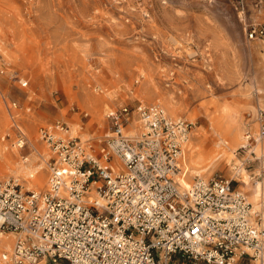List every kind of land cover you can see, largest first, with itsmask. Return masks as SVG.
Segmentation results:
<instances>
[{
	"label": "rangeland",
	"instance_id": "374dc122",
	"mask_svg": "<svg viewBox=\"0 0 264 264\" xmlns=\"http://www.w3.org/2000/svg\"><path fill=\"white\" fill-rule=\"evenodd\" d=\"M255 3L246 7L248 24L264 23V3L261 10ZM241 19L235 0H0V150H19L0 158V180L37 191L14 172L26 159L27 165H43L45 191L52 152L41 128L65 123L71 136L99 146L112 126L107 113L126 106L133 113L139 104L159 105L169 117L186 120L192 125L188 145L196 142V130L209 131L211 118L226 109L244 139L248 133L257 139L264 40H248ZM86 94L105 99L98 112L85 104ZM166 97L176 101L175 116ZM131 120L128 134L140 126L137 113ZM19 129L27 140L23 147L17 145ZM246 142L230 164H199L203 175L197 177H226L240 188L241 168L250 176L262 172L258 159L264 153L251 156L258 143ZM189 175L190 183L195 177ZM243 192L252 202L251 191Z\"/></svg>",
	"mask_w": 264,
	"mask_h": 264
},
{
	"label": "built area",
	"instance_id": "2783aa9c",
	"mask_svg": "<svg viewBox=\"0 0 264 264\" xmlns=\"http://www.w3.org/2000/svg\"><path fill=\"white\" fill-rule=\"evenodd\" d=\"M249 1L235 0L245 35L264 40V23L243 17ZM255 2L261 10L264 0ZM134 112L140 126L130 135ZM133 113L109 111L99 146L71 136L65 123L41 128L52 152L47 189L0 180V264H264V171L251 177L261 185L260 209L233 179L195 177L185 186L192 125L159 105ZM256 121L253 143L264 140L263 111Z\"/></svg>",
	"mask_w": 264,
	"mask_h": 264
},
{
	"label": "bare ground",
	"instance_id": "6f19581e",
	"mask_svg": "<svg viewBox=\"0 0 264 264\" xmlns=\"http://www.w3.org/2000/svg\"><path fill=\"white\" fill-rule=\"evenodd\" d=\"M104 100L105 99L102 98L91 97L87 94L84 97L85 104L92 110H95V112H98L100 108L104 105ZM174 101V99L168 97L164 99V105L166 106V109L168 110L169 114L172 116L176 115V106L174 104L176 101ZM235 120L236 119L234 115H232V113L228 111V109H226L225 111H222L218 116L211 118V125L209 131H207L206 133H201L199 129L196 130L198 133V138L196 139V142L195 140H192L189 145L187 144L188 148L186 147V151L192 158V162L190 164L187 163V156L185 157V160L183 162V171H186V174L184 178H180V182L182 184H184L185 186H188L190 184L186 179L188 173H190V177H197L203 175V171H200V169L197 168L199 164L205 163L209 167H217L223 161H225L226 164H230V162L234 158H236V152L238 151V149L245 148L248 146V142H246L247 138L245 137L244 139L242 135L240 123L236 122ZM136 125H138V123ZM136 125L134 127H136ZM134 130L136 132L139 129L137 130V128H133L130 130L129 134L133 135ZM137 133L138 132H136V134ZM212 142L215 143L212 144ZM31 143L34 146V144H36V140L31 139ZM253 150H251V156L252 153L255 154V152L260 154L264 153V140H262V142H258V144L255 145ZM18 151L19 150H13L12 153L9 154L6 153L5 150H0V158H2L3 160H8L12 158V155H17ZM25 160L18 162V164L14 168V172L17 175H22L24 177L29 178V189L37 191L44 189L46 185V178L44 177V174L42 172L43 165H27L25 163ZM238 173L242 174L243 176L240 188L243 189V191L250 190L252 202L258 203L259 193L261 190L260 185H258L257 187H254L252 185V176L248 175L247 171L244 168H241ZM4 241L6 242V240Z\"/></svg>",
	"mask_w": 264,
	"mask_h": 264
},
{
	"label": "crops",
	"instance_id": "0c3cea01",
	"mask_svg": "<svg viewBox=\"0 0 264 264\" xmlns=\"http://www.w3.org/2000/svg\"><path fill=\"white\" fill-rule=\"evenodd\" d=\"M253 150V149H252ZM254 151V150H253ZM252 151H250L249 153L251 154ZM262 171H264V167L262 165ZM262 213L264 214V210H262Z\"/></svg>",
	"mask_w": 264,
	"mask_h": 264
}]
</instances>
